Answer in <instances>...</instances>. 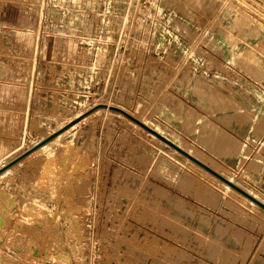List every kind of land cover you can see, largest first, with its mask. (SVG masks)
<instances>
[{"label":"rangeland","instance_id":"rangeland-1","mask_svg":"<svg viewBox=\"0 0 264 264\" xmlns=\"http://www.w3.org/2000/svg\"><path fill=\"white\" fill-rule=\"evenodd\" d=\"M263 50L264 0H0V166L111 103L264 199ZM128 122L0 178V264H264V211Z\"/></svg>","mask_w":264,"mask_h":264},{"label":"water","instance_id":"water-1","mask_svg":"<svg viewBox=\"0 0 264 264\" xmlns=\"http://www.w3.org/2000/svg\"><path fill=\"white\" fill-rule=\"evenodd\" d=\"M97 107H108V108H111V109H114L116 111L121 112L123 115H125L126 117H128L129 119H131L132 121H134L136 124H138L141 128L147 130L148 132H150L151 134H153L154 136H156L159 140L163 141L165 144H167L171 148H173L176 151H178L179 153H181L184 157L190 159L191 161H193L194 163H196L197 165H199L200 167H202L203 169H205L206 171H208L209 173H211L215 177H217L220 180L224 181L226 184H228L229 186H231L232 188H234L238 192L242 193L243 195H245L246 197H248L249 199H251L252 201H254L259 207H261L262 209H264V203L262 201L258 200L257 198H255L254 196H252L251 194H249L247 191H245L244 189H242L241 187H239L238 185H236L232 181L226 179L224 176H222L220 173H218L217 171H215L209 165H207L206 163H204L201 160L197 159L195 156L191 155L188 151H186L185 149L181 148L177 143L173 142L172 140H170L165 135L161 134L156 129H154L151 126L145 124L144 122H142L141 120H139L135 116L131 115L130 113L126 112L125 110H123V109H121L119 107H115V106H107L106 104H98V105L94 106L92 109H90L89 111H87L83 115H81L79 117H76L75 119L71 120L69 123H67L64 126H62L60 129H57L56 131H54L53 133H51L47 137L41 139L40 141H38L37 143H35L32 147H30L29 149H27L24 153H22L21 155H19L18 157H16L12 161H10L9 163L3 165L0 168V172H2L4 169H6L9 166H11L12 164H14L20 158H22L25 155H27L30 151L34 150L35 148H37L40 145L44 144L45 142L49 141L50 139H52L54 136H56L57 134H59L63 130H65V129L69 128L70 126H72V125L76 124L77 122H79L84 116H86L89 113H91Z\"/></svg>","mask_w":264,"mask_h":264},{"label":"bare ground","instance_id":"bare-ground-1","mask_svg":"<svg viewBox=\"0 0 264 264\" xmlns=\"http://www.w3.org/2000/svg\"><path fill=\"white\" fill-rule=\"evenodd\" d=\"M225 3V2H224ZM17 5V4H16ZM263 8V7H262ZM238 12V11H237ZM251 34V33H250ZM234 37V36H233ZM264 51V50H263ZM249 52V51H248ZM253 53V52H252ZM248 54H251V53H247V55ZM18 56V55H17ZM208 56V55H207ZM251 56L252 55H250V58H251ZM236 60H238V59H236ZM259 62V61H258ZM259 64V63H258ZM32 68V67H31ZM250 70V69H249ZM253 70V69H252ZM198 84V83H197ZM201 86V85H200ZM214 100H216V99H214ZM217 102V101H216ZM105 103V102H104ZM108 103V102H107ZM94 104V103H93ZM98 104H102V103H98ZM111 104V103H110ZM110 104H108L107 106H111ZM95 105H97V104H95ZM88 106V105H87ZM121 106V105H120ZM115 107H118V106H115ZM100 109H107V110H109V111H111V112H113V113H117V114H120V115H122V116H124L125 118H127L131 123H134V125H138V124H136L134 121H132L131 119H129L128 117H126L125 115H123L121 112H119V111H116V110H114V109H111V108H108V107H97V108H95L91 113H89L88 115H90V114H92V113H95V112H97L98 110H100ZM129 110V109H128ZM126 111V110H125ZM130 111V110H129ZM126 112H128V111H126ZM106 113V112H105ZM128 113H130V112H128ZM133 113V112H132ZM131 114V113H130ZM88 115H86V116H84L81 120H83L85 117H87ZM103 117V116H102ZM138 118H139V120H141L142 122H144L145 124H147V125H149L148 123H146L145 121H143L142 120V117H141V119H140V117L139 116H137ZM70 121V120H69ZM90 121V120H89ZM130 122H128V123H130ZM65 125V123L64 124H61L60 126H58L55 130H53L51 133H53L54 131H56L57 129H60L62 126H64ZM73 126V125H72ZM72 126H70L69 128H67V129H65V130H63L62 132H60L59 134H57L56 136H54L52 139H50L49 141H47V142H45L44 144H42V145H40L39 147H37V148H35L34 150H32V151H30L27 155H25L24 157H22V158H20L19 160H17L14 164H12L11 166H9L8 168H6V169H4L2 172H0V178H2V177H5V176H7L10 172H12L13 170H15L19 165H21L24 161H26V160H28V159H31V158H33L34 156H36L37 154H39L40 152H42L43 150H45L47 147H49L54 141H56V140H58L60 137H62ZM139 126V125H138ZM150 126V125H149ZM143 129V128H142ZM145 130V129H144ZM147 133H149L150 135H152V136H154L153 134H151L150 132H148L147 130H145ZM50 133V134H51ZM3 134V133H2ZM50 134H48V135H50ZM47 135V136H48ZM47 136H45V137H47ZM45 137H41L40 138V140L41 139H43V138H45ZM154 137H156V136H154ZM157 138V137H156ZM40 140H38V141H40ZM37 141V142H38ZM161 141V140H160ZM36 142V143H37ZM163 142V141H162ZM35 144V143H34ZM33 144V145H34ZM32 145V146H33ZM32 146H30V147H32ZM180 146V145H179ZM29 147V148H30ZM181 148H183V149H185L182 145L180 146ZM28 148V149H29ZM173 149V148H172ZM27 150V149H26ZM26 150H24L22 153H24ZM173 150H175V149H173ZM186 150V149H185ZM176 151V150H175ZM186 151H188V150H186ZM177 153H179L178 151H176ZM191 155H193V156H195L197 159H199V160H201L202 162H204L205 163V160H202V159H200L198 156H196L195 155V153L193 154V152H190V151H188ZM21 153V154H22ZM21 154H19V155H21ZM179 154H181V153H179ZM19 155H17V156H15L14 158H12V159H10L8 162H6L5 164H7V163H9L10 161H12L13 159H15L16 157H18ZM182 155V154H181ZM146 157V156H145ZM188 159V158H187ZM193 165H196V167L198 168H200L201 170H203L204 172H205V174L206 173H208L209 175H211L212 176V178L214 179H216L217 181H219L220 183H222L225 187H227L229 190H231V191H233V192H235V194L237 193L239 196H241L243 199H245V200H247L251 205H253V206H255V207H258V208H261V207H259L254 201H252L251 199H249L248 197H246L245 195H243L242 193H240V192H238L237 190H235L234 188H232L231 186H229L228 184H226L224 181H222V180H220L219 178H217V177H215L214 175H212L211 173H209L208 171H206L205 169H203L202 167H200L199 165H197L196 163H194L193 161H191L190 159H188ZM5 164H3V165H5ZM3 165H1L0 166V168L3 166ZM207 165H209V164H207ZM187 167V166H186ZM211 168H213L215 171H217L218 173H220L222 176H224L226 179H228V180H230V181H232L233 183H235L236 185H238L239 187H241L242 189H244L245 191H247L249 194H251L252 196H254L255 198H257L258 200H260V201H262L263 203H264V199L263 198H261L260 196H259V194H257L256 192H254L253 191V189L251 190V189H249V188H247V187H245L244 185H242V184H240L239 182H237V181H235L234 179H232L228 174H226V173H224L223 171H220V170H217V169H215V166H210ZM189 168V167H188ZM202 173V172H201ZM155 178H157V177H155ZM211 178V179H212ZM190 181V180H189ZM212 181V180H211ZM216 182V181H215ZM198 185V184H197ZM199 189V188H198ZM5 191V190H4ZM229 192V191H228ZM209 194V193H208ZM5 196H7V195H5ZM228 197H230V196H228ZM239 198V197H238ZM234 199V198H233ZM10 201V200H9ZM132 201V200H131ZM210 201V200H209ZM230 206V205H229ZM255 209V208H254ZM262 209V208H261ZM263 211H264V209H262ZM1 212H2V210H1ZM2 214V213H1ZM162 215H164V214H162ZM166 217V216H165ZM7 219V218H6ZM169 219V218H168ZM176 219V218H175ZM164 220V219H163ZM6 222V221H5ZM173 222H176V221H173ZM3 223V222H2ZM177 224V223H176ZM249 225V224H248ZM215 231H217V230H215ZM48 232V231H47ZM145 235V234H144ZM201 236V235H200ZM71 238V237H70ZM52 241V240H51ZM263 243V242H262ZM53 244V243H52ZM62 244V243H61ZM60 244V245H61ZM146 246V245H145ZM161 249V248H160ZM216 249V248H215ZM256 249V248H255ZM262 249V248H261ZM60 250V249H59ZM149 250V249H148ZM151 250V249H150ZM1 251V250H0ZM165 251V250H164ZM1 253V252H0ZM49 253V252H48ZM6 255V254H5ZM5 255H3V258H4V256ZM151 255V254H150ZM1 256V255H0ZM11 257V256H10ZM12 258V257H11ZM240 258V257H239ZM11 260V259H10ZM156 260V259H155ZM6 261H8V260H6ZM9 262V261H8ZM1 263H6V262H1ZM11 263H13V261L11 262ZM10 263V264H11Z\"/></svg>","mask_w":264,"mask_h":264},{"label":"crops","instance_id":"crops-1","mask_svg":"<svg viewBox=\"0 0 264 264\" xmlns=\"http://www.w3.org/2000/svg\"><path fill=\"white\" fill-rule=\"evenodd\" d=\"M233 126H237V124L235 123V121L234 122H232L231 123ZM75 125V124H74ZM74 125L71 127V128H73L74 127ZM185 125H189L188 124V120H186V124ZM238 127V126H237ZM70 128V129H71ZM155 129V128H154ZM158 131V130H157ZM195 134V133H194ZM207 136L208 135H205V138H207ZM214 136H216V135H211V138H214ZM167 137V136H166ZM169 138V137H168ZM170 140H172L171 138H169ZM40 140V139H39ZM173 141V140H172ZM37 142V141H36ZM35 142V143H36ZM174 142V141H173ZM175 143H177V142H175ZM179 145V144H178ZM212 145H213V143H212ZM181 146V145H180ZM200 147H202V146H200ZM212 147V146H211ZM202 149H205L204 147H202ZM211 149L213 150V148H210V152H208L209 150H206V152H208V153H211ZM233 150L234 149H230L229 147H227V146H222V143H220V146H219V148L217 149V151L215 152V154H213V153H211V154H213L214 156H218L222 161H225V162H227V163H231V164H235L236 163V156L235 155H233ZM189 151V150H188ZM13 231H15V229H12Z\"/></svg>","mask_w":264,"mask_h":264}]
</instances>
